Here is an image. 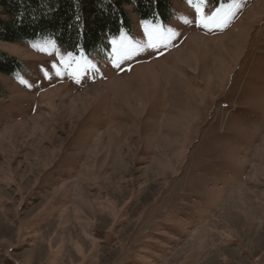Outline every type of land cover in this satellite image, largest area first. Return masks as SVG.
Instances as JSON below:
<instances>
[{
  "label": "rangeland",
  "instance_id": "374dc122",
  "mask_svg": "<svg viewBox=\"0 0 264 264\" xmlns=\"http://www.w3.org/2000/svg\"><path fill=\"white\" fill-rule=\"evenodd\" d=\"M172 2L89 57L0 41V264H264V0Z\"/></svg>",
  "mask_w": 264,
  "mask_h": 264
},
{
  "label": "trees",
  "instance_id": "16d2710c",
  "mask_svg": "<svg viewBox=\"0 0 264 264\" xmlns=\"http://www.w3.org/2000/svg\"><path fill=\"white\" fill-rule=\"evenodd\" d=\"M127 6L151 21L166 22L173 11L172 0H0V41L52 38L71 53L89 57L132 32ZM20 67L16 57L0 51L1 74Z\"/></svg>",
  "mask_w": 264,
  "mask_h": 264
},
{
  "label": "snow or ice",
  "instance_id": "6c2138e0",
  "mask_svg": "<svg viewBox=\"0 0 264 264\" xmlns=\"http://www.w3.org/2000/svg\"><path fill=\"white\" fill-rule=\"evenodd\" d=\"M207 19H208V17H205V18H204L205 21H206ZM203 26L207 27L208 25H207V23H204ZM21 82L23 83V81H21Z\"/></svg>",
  "mask_w": 264,
  "mask_h": 264
}]
</instances>
